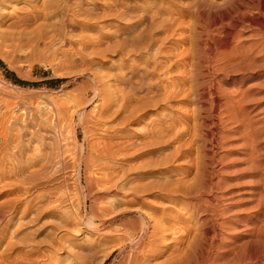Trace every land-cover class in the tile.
I'll return each instance as SVG.
<instances>
[{
  "label": "rangeland",
  "instance_id": "rangeland-1",
  "mask_svg": "<svg viewBox=\"0 0 264 264\" xmlns=\"http://www.w3.org/2000/svg\"><path fill=\"white\" fill-rule=\"evenodd\" d=\"M198 1L0 0V264H84L77 252L90 242L97 253L89 254V264H98L111 244L105 264H128L131 245L120 247L118 235L95 230L140 226L139 209L149 198L140 193H155L147 189L156 183L150 154L164 160L172 149L164 131L171 129L172 111L161 106L123 128L121 73L131 75L139 66L154 80L158 76L161 86L182 25L211 18L209 6ZM12 21L18 28L6 26ZM162 91L134 96L162 97ZM149 128L157 134H148Z\"/></svg>",
  "mask_w": 264,
  "mask_h": 264
},
{
  "label": "bare ground",
  "instance_id": "bare-ground-1",
  "mask_svg": "<svg viewBox=\"0 0 264 264\" xmlns=\"http://www.w3.org/2000/svg\"><path fill=\"white\" fill-rule=\"evenodd\" d=\"M198 2L193 3L192 11L197 13L198 6L206 4L211 18L200 24L198 19V25L184 24L187 28L182 25V32L173 40L175 49L169 42L174 51L168 52L161 86L155 84L159 83L158 76L155 82L146 68L142 72L139 66L131 68V75L125 69L121 73L123 128L132 119L142 118L144 113L161 106L172 111L167 112L171 115V121L167 119L171 129H163L171 151L164 160L154 159L155 154L150 152L148 161L156 183L147 189L155 193H140L149 198L139 209V230L125 224L95 230L104 236L118 235L120 247L131 245L128 264H264V0ZM12 22L6 26L14 29L19 22ZM144 89L149 93L163 89L164 93L162 97H137ZM129 95L137 98L130 97L133 102L127 115ZM154 129L144 132L157 134ZM168 165L171 167L162 169ZM222 184L232 187L224 191ZM121 197H127V193ZM106 247L98 264H105L113 250L112 244ZM95 248V242L86 244L76 258L89 264L88 256Z\"/></svg>",
  "mask_w": 264,
  "mask_h": 264
},
{
  "label": "trees",
  "instance_id": "trees-1",
  "mask_svg": "<svg viewBox=\"0 0 264 264\" xmlns=\"http://www.w3.org/2000/svg\"><path fill=\"white\" fill-rule=\"evenodd\" d=\"M0 63L3 65L2 61H0ZM7 74H13V72L11 71H7ZM14 81L21 84V85H30V84H34V83H31L29 81H25V80H22L20 78H14ZM58 81V80H57Z\"/></svg>",
  "mask_w": 264,
  "mask_h": 264
}]
</instances>
